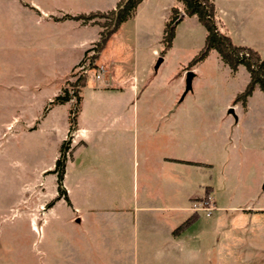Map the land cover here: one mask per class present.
Returning a JSON list of instances; mask_svg holds the SVG:
<instances>
[{
    "label": "rangeland",
    "instance_id": "1",
    "mask_svg": "<svg viewBox=\"0 0 264 264\" xmlns=\"http://www.w3.org/2000/svg\"><path fill=\"white\" fill-rule=\"evenodd\" d=\"M117 1L0 0V261L5 264H85L112 258L94 250L104 236L113 241L114 223L104 225L93 217L131 208L147 170L163 182L175 176L201 197L211 185V216L195 212L208 221L224 214L218 208L230 198L253 201L261 194L264 201V177L259 173L264 162V95L256 86L251 95L234 101L248 82L246 68L231 71L215 50L190 65L205 38L195 15L176 25L171 47L160 56L166 23L161 9L171 0L140 3L91 66L104 29L92 21L105 19L71 17L105 13ZM175 1L183 11L182 3ZM250 10L251 21L241 37L264 58V0ZM224 26L239 42V35ZM188 70L194 76L185 91ZM83 73L86 81L76 103L71 83ZM65 93L69 101L55 100ZM70 117L78 131L65 153L62 186L72 205L61 198L47 207L57 195V176L51 171ZM167 119L186 121V132L176 142L164 137L162 121ZM214 124H223L219 128L224 132H208ZM173 153L212 165L155 161ZM74 207L84 208L92 218L91 245L85 243L81 227L67 220L75 214ZM41 211L47 221L40 231L42 221H35L32 230L31 219ZM260 215L257 222L250 217L238 233L219 221V264H264V212ZM252 230L259 233L250 235Z\"/></svg>",
    "mask_w": 264,
    "mask_h": 264
},
{
    "label": "crops",
    "instance_id": "2",
    "mask_svg": "<svg viewBox=\"0 0 264 264\" xmlns=\"http://www.w3.org/2000/svg\"><path fill=\"white\" fill-rule=\"evenodd\" d=\"M143 1L145 0H142L141 3ZM212 2L222 23L232 31L233 35H239V42L235 43L250 46L247 44L246 39L241 37V31L251 21L252 11L250 9H256L260 0H212ZM172 6H177L178 10L181 11L180 5L176 4L175 0H171L170 3L164 6L166 9H161L166 12L164 19L168 20ZM151 52L152 55H155L153 50ZM240 67L241 65L238 66V70ZM106 71L109 74L107 69ZM106 71L103 74H106ZM131 88L135 90V84L132 83ZM162 122L164 137L170 142L178 141L179 137L186 132L187 124L185 120L167 119ZM219 126L222 127L223 124H214L208 132L217 134L222 129ZM76 131H78V128H76L73 135ZM222 131L224 132L223 129ZM155 161L159 163L166 162L171 165L178 163L180 166L185 167L193 165L207 167L212 165L208 160L188 159L174 153L156 156ZM259 173L260 176L264 177V162L259 168ZM156 176L151 171H146L143 176L141 193L139 196L136 195L131 208L122 207L120 212L113 216L93 217L98 222L104 223V225L114 223L115 233L111 235L114 237L113 241L104 236L100 243L102 246L94 250V253L98 255L110 254L113 257H99L97 259L98 263L89 260L85 264H219V221L223 219L230 226L231 232L233 229V233H238L237 231L246 225L250 217L256 222L260 221V214L264 212V201L262 202L261 194L257 195L256 200L253 201L251 198H248V200L246 198H240L239 200L230 198L227 200V204L218 208L219 211L224 212L221 216L217 215L216 218L214 217V219L208 221V219L202 218L198 214L191 224L182 230H177L178 226L194 213L189 209L190 201L201 196L194 195L195 190L188 188L184 182L174 180L176 179L175 176L165 178V182L160 179L154 180ZM211 188V185H206L205 191L209 193ZM262 194L264 195V191ZM68 203L72 205L69 197ZM73 211L75 214L67 220L74 221L81 227V234L85 239V243L91 245L94 243V232L91 230L94 227H90V231L88 230V224L93 222L90 214L80 207H74ZM217 211L215 214L219 212ZM37 220L42 221L37 227L40 231L41 226L47 221L42 216V211L40 214L35 215L34 220L31 219L32 230H36L34 222ZM236 224L241 225L237 226L238 228L235 230ZM103 229L108 230L107 228ZM244 231L246 234V230ZM104 233H107V231H104ZM257 233H259L258 230L249 231L250 235H256ZM225 234L228 236V232ZM109 240L112 242L110 243ZM107 246L110 247L107 248ZM82 254L86 256L88 252ZM129 255H132L131 261ZM84 259L87 260L86 257ZM0 260L3 261L1 258ZM2 261H0V264H5Z\"/></svg>",
    "mask_w": 264,
    "mask_h": 264
},
{
    "label": "trees",
    "instance_id": "3",
    "mask_svg": "<svg viewBox=\"0 0 264 264\" xmlns=\"http://www.w3.org/2000/svg\"><path fill=\"white\" fill-rule=\"evenodd\" d=\"M118 0L116 6L113 9L103 13L101 11L89 12L88 14H78L72 16L73 19H83L89 21L93 17H103V22L92 21V23L103 26L104 29L100 31L99 38L94 46V53L91 56L90 64L93 66L94 61L98 58L101 50L103 49L107 39L114 33L117 27L126 19L131 18L136 10V7L142 2V0ZM183 5V11H179L177 7L170 9V16L163 28V33L160 41L163 44V48L160 51V56L171 47L172 39L174 36V29L176 25L185 17L195 15L199 24L205 29L204 44L200 51L189 61L190 65L195 64L197 61L205 58L211 50H215L220 58L229 67L231 71H236L239 65H243L248 74L249 79L244 90L236 95L234 101L239 98H245L251 95L254 88L257 86L264 95V58L260 53L251 46L235 43L231 36L223 30L224 24L219 21V13L212 2V0H179ZM182 14V17H181ZM86 74L80 75L72 85L73 96L76 103L80 101V90L85 84ZM55 100H60V103L67 102L70 96L65 93L63 95H56ZM233 101V102H234ZM75 120L69 118V127L67 130V138H65L60 144V155L55 161V168L51 172H55L57 176V195L53 197L47 204V207H51L55 201L63 198L68 203V197L62 186V179L64 175V163L65 153L68 150L69 143L71 141L72 133L75 131ZM198 213V212H197ZM197 213L190 215L185 221H183L177 228L182 230L191 224L198 216Z\"/></svg>",
    "mask_w": 264,
    "mask_h": 264
},
{
    "label": "built area",
    "instance_id": "4",
    "mask_svg": "<svg viewBox=\"0 0 264 264\" xmlns=\"http://www.w3.org/2000/svg\"><path fill=\"white\" fill-rule=\"evenodd\" d=\"M102 66H99V71H102ZM101 74L95 75L99 79ZM214 200L212 196L207 193L206 195L200 198H194L190 201L189 209L194 212H204L205 215H210L215 208Z\"/></svg>",
    "mask_w": 264,
    "mask_h": 264
},
{
    "label": "water",
    "instance_id": "5",
    "mask_svg": "<svg viewBox=\"0 0 264 264\" xmlns=\"http://www.w3.org/2000/svg\"><path fill=\"white\" fill-rule=\"evenodd\" d=\"M181 17H182V14H181ZM161 61H162V57H159L155 63V68L160 64ZM193 76H194L193 71H191V70L186 71V73H185V91H187L191 88V80H192ZM230 112H232V108L230 109Z\"/></svg>",
    "mask_w": 264,
    "mask_h": 264
}]
</instances>
